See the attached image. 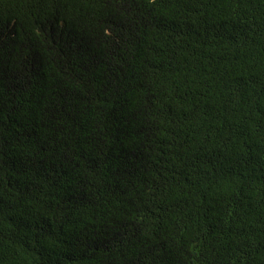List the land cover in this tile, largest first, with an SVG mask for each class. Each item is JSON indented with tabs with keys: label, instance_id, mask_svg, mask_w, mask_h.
I'll return each instance as SVG.
<instances>
[{
	"label": "trees",
	"instance_id": "1",
	"mask_svg": "<svg viewBox=\"0 0 264 264\" xmlns=\"http://www.w3.org/2000/svg\"><path fill=\"white\" fill-rule=\"evenodd\" d=\"M0 264H264V0H0Z\"/></svg>",
	"mask_w": 264,
	"mask_h": 264
}]
</instances>
